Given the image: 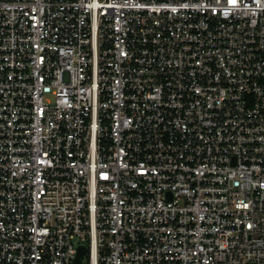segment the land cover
Here are the masks:
<instances>
[{"label": "built area", "instance_id": "obj_1", "mask_svg": "<svg viewBox=\"0 0 264 264\" xmlns=\"http://www.w3.org/2000/svg\"><path fill=\"white\" fill-rule=\"evenodd\" d=\"M0 264H264V0H0Z\"/></svg>", "mask_w": 264, "mask_h": 264}, {"label": "water", "instance_id": "obj_2", "mask_svg": "<svg viewBox=\"0 0 264 264\" xmlns=\"http://www.w3.org/2000/svg\"><path fill=\"white\" fill-rule=\"evenodd\" d=\"M84 252H85V249L82 251V248H81V252L79 253V256L77 257V262L80 263V255H81L82 253H84Z\"/></svg>", "mask_w": 264, "mask_h": 264}]
</instances>
